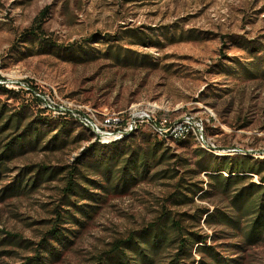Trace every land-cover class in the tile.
<instances>
[{
  "label": "rangeland",
  "instance_id": "1",
  "mask_svg": "<svg viewBox=\"0 0 264 264\" xmlns=\"http://www.w3.org/2000/svg\"><path fill=\"white\" fill-rule=\"evenodd\" d=\"M36 19L57 48L34 38L21 40ZM71 43L89 46L91 53L83 59L64 53ZM114 46L120 50L117 58ZM263 65L264 0H0V86L21 91L10 97L0 87V117L23 112V126L47 114L65 117L88 130L92 140L107 144L112 140L94 135L79 115L101 127L104 118L120 123L148 111L153 121L170 125L191 119L193 140L208 152L264 158ZM251 71L256 77L247 76ZM18 82L75 115L41 112L40 99L37 104ZM138 127L127 137L149 132L170 141L165 144L171 159L155 169L170 168L177 159L192 163V140L175 144ZM12 134V129L3 131L2 143ZM49 136L0 161V264H22L32 255L17 242L37 243L48 229L63 173L11 196L3 195L6 185L19 178L23 185L38 165L66 167L81 151L92 152V141L84 138L43 149ZM27 167L34 171L25 175ZM166 181L146 180L126 193L105 194L90 218L70 226V243L51 264H91L115 239L151 221L168 191ZM241 264H264V244L247 249Z\"/></svg>",
  "mask_w": 264,
  "mask_h": 264
},
{
  "label": "trees",
  "instance_id": "2",
  "mask_svg": "<svg viewBox=\"0 0 264 264\" xmlns=\"http://www.w3.org/2000/svg\"><path fill=\"white\" fill-rule=\"evenodd\" d=\"M26 38L57 48L45 36L40 22L21 33V40ZM66 51L77 59L91 53L89 46L76 43L64 47L63 52ZM112 53L117 58L120 50L114 46ZM262 68L264 73V65ZM255 72L247 76L256 77ZM0 87L11 94L10 97L21 93ZM33 99L38 104L37 99ZM2 116L0 134L9 129L14 130V134L3 143L4 139L0 138V161L25 148L36 147L48 135L43 145L46 150L64 148L72 139L92 141L88 147L92 152L84 155L81 151L72 165L57 169L38 165L35 171L27 167L25 175L34 171L32 177L23 185L22 179H16L3 189V195L11 196L22 188L30 189L39 181L63 173L59 205L53 209L54 219L48 229L37 243L22 244L21 239L17 242L32 252L22 264H51L58 260L70 243L69 237L73 234L70 226L83 224V218H90L95 204L100 203L105 194L110 191L123 194L151 179L168 180V191L155 217L115 239L93 258L91 264H241L247 249L264 244V158L254 159L236 153L217 155L198 147L188 134L177 139L175 144L194 142L192 163L177 159L175 165L161 171L155 168L171 159L165 144L170 141L149 132L101 144L92 140L88 130L65 117L47 114L49 118L39 119L38 123L30 121L23 126V112L5 119ZM74 132L76 135L72 136ZM200 174L205 180L197 179ZM202 226L212 231L207 233ZM16 237L11 235L12 239Z\"/></svg>",
  "mask_w": 264,
  "mask_h": 264
},
{
  "label": "built area",
  "instance_id": "3",
  "mask_svg": "<svg viewBox=\"0 0 264 264\" xmlns=\"http://www.w3.org/2000/svg\"><path fill=\"white\" fill-rule=\"evenodd\" d=\"M16 86H23V90L31 92V97L40 99V108L44 109L46 113H54V114H62L65 115H75V114H66L63 113V106H59L58 104L48 102L47 96H43V94L36 92L35 90L30 89V87L26 83H15ZM84 120L88 122V117L81 116ZM105 121H108V128H101L99 129L100 133L102 134V138L108 137L109 135H114L117 133H120L123 130L128 129L129 126H135V125H143L144 129H148L149 131L155 130V129H165L171 132H175L176 134L186 128H196V124L191 121V119L187 120L186 123H181L178 125H170L167 122H156L152 119H147L146 115L142 117V119H137L135 122H126L122 121L120 123H110V120L105 119ZM236 149H232L230 151H233Z\"/></svg>",
  "mask_w": 264,
  "mask_h": 264
},
{
  "label": "bare ground",
  "instance_id": "4",
  "mask_svg": "<svg viewBox=\"0 0 264 264\" xmlns=\"http://www.w3.org/2000/svg\"><path fill=\"white\" fill-rule=\"evenodd\" d=\"M86 113V112H85ZM146 115V118L147 119H151V114L147 112H143L141 114H139L138 116H136V114L129 118L126 122H135V120L137 119H142V117ZM108 116V115H107ZM125 116V115H124ZM91 117V116H90ZM112 118V117H111ZM110 117L108 118H104L102 120V122L100 123L101 125V128H108V121H105V119H108L110 120V123H119L118 120H114V119H111ZM117 118V117H116ZM153 120V119H152ZM81 123L84 125V126H87L89 127V129L92 130V133L100 138H102V134L100 133L99 129L100 127L97 125V123H92L89 119H88V122L86 120H84V118H81L80 119ZM187 121H179V122H175L174 124L172 125H178V124H181V123H186ZM138 127V125H135V126H129L128 129L126 130H123L121 131L120 133H117V134H114V135H109L108 137H105V138H102V139H105V140H112V141H117V140H120L122 138H125L127 137L131 132H133L134 130H136V128ZM139 128V127H138ZM190 129H192V132L195 136V139H197V135L194 131L193 128H186L180 132H178L177 134L175 132H171V131H168V130H165V129H155L154 131H156L161 137H170L171 139H174V140H177V139H180V138H183L184 136L192 133L190 131ZM111 141V142H112ZM104 142V141H103ZM200 146V145H199Z\"/></svg>",
  "mask_w": 264,
  "mask_h": 264
}]
</instances>
